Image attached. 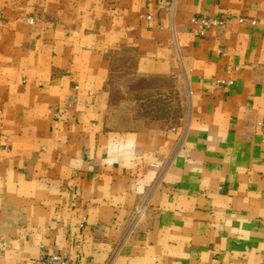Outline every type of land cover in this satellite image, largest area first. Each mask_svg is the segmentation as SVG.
<instances>
[{"label": "crops", "instance_id": "obj_1", "mask_svg": "<svg viewBox=\"0 0 264 264\" xmlns=\"http://www.w3.org/2000/svg\"><path fill=\"white\" fill-rule=\"evenodd\" d=\"M193 15L227 22L200 35ZM127 48L186 84L183 125L113 122ZM1 241L0 264H44L41 245L75 264H264V0H0Z\"/></svg>", "mask_w": 264, "mask_h": 264}, {"label": "rangeland", "instance_id": "obj_2", "mask_svg": "<svg viewBox=\"0 0 264 264\" xmlns=\"http://www.w3.org/2000/svg\"><path fill=\"white\" fill-rule=\"evenodd\" d=\"M138 56L135 48L113 53L106 85L111 119L124 128L168 130L183 125L190 107L186 84L171 74H141ZM133 215L134 223L139 218L135 211Z\"/></svg>", "mask_w": 264, "mask_h": 264}, {"label": "built area", "instance_id": "obj_3", "mask_svg": "<svg viewBox=\"0 0 264 264\" xmlns=\"http://www.w3.org/2000/svg\"><path fill=\"white\" fill-rule=\"evenodd\" d=\"M147 19H151L152 15H143ZM239 20L244 22L246 19L240 17ZM227 22V18L220 17H209L205 15H193L190 19V23L195 29V31L200 35H206L207 32L214 27H222ZM252 24H256L257 20H251ZM234 80L230 79H217L213 82L214 86H226L232 85ZM73 103H67V107H72ZM148 209V201L141 202L135 209V217L140 218ZM7 244L5 242H0V250L3 249ZM38 260L44 264H75L72 259L65 253L52 252L47 253L44 245H41L40 254Z\"/></svg>", "mask_w": 264, "mask_h": 264}]
</instances>
